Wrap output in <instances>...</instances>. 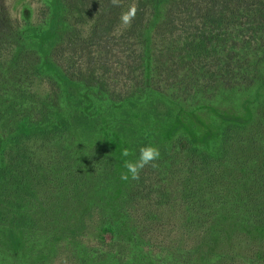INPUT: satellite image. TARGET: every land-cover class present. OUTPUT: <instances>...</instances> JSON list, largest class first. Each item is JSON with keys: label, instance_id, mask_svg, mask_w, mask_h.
Here are the masks:
<instances>
[{"label": "trees", "instance_id": "1", "mask_svg": "<svg viewBox=\"0 0 264 264\" xmlns=\"http://www.w3.org/2000/svg\"><path fill=\"white\" fill-rule=\"evenodd\" d=\"M88 3L96 21L108 12L99 7L110 8L108 0ZM133 3L136 18L121 36L128 58L138 63L131 89L146 88L149 68L173 57L171 73L186 70L183 94L197 95L195 83L250 81L251 96L239 111L247 116L226 112L211 149L187 137L159 147L149 141L154 129L138 144L124 141L112 117L131 97H112L106 81L83 77L64 59L67 0H45L46 27L26 28L13 56L25 54L27 72L48 78L50 96L28 99L20 79L0 72V250L12 255L10 264H52L64 254L76 264H212L241 237L252 242L250 256L264 257V0H131L128 6ZM98 29L94 24L88 43ZM155 37H170L177 50L152 51ZM77 130L97 134L95 141L82 142ZM149 144L159 149L158 167L121 180L123 149L134 160ZM176 171L182 224L168 238L159 220L173 193L166 176ZM210 200L214 209L206 208ZM94 214L101 219L100 242L88 247L86 219Z\"/></svg>", "mask_w": 264, "mask_h": 264}, {"label": "rangeland", "instance_id": "2", "mask_svg": "<svg viewBox=\"0 0 264 264\" xmlns=\"http://www.w3.org/2000/svg\"><path fill=\"white\" fill-rule=\"evenodd\" d=\"M88 1L67 0L68 28L65 30V38L59 47L61 50L59 52H62L64 59H71L75 63L83 77L90 76L96 81H106L112 97L116 98L119 93L129 94L127 95L131 97L128 98L129 102L123 109L116 112L118 115L115 114L112 117L115 124L118 123L117 133L120 137L131 144H138L144 140L150 129H154L155 135L149 141L159 147L173 139L176 141V139L187 137L204 149L213 148L221 122L228 117L224 114L228 111L239 113L243 102L251 96L249 92H252V89L246 86L250 81L235 79L231 84L217 81L209 88H203L195 83L192 91L198 93L197 95L183 94L179 85L187 80V77L182 80L186 70L183 68L177 74H172L170 64L173 57H170L168 64L158 68L153 63L155 67L149 68V71L152 70V80L149 85L145 86L146 88L143 87L141 90L134 86L135 88L131 89L130 80L135 81L134 74L138 70V67L133 65H138V63L128 58L127 54L131 51L129 46L122 45L121 36L125 27L121 25L119 19L121 12L128 9V3L131 0H119V6L111 5L108 0L110 8L99 7L103 12L105 9L108 12L102 20L97 21ZM47 23L48 11L45 0H0V72L5 71L4 75H13L16 80L20 79L21 87L28 91V99H46L51 94V88L48 78L32 71L27 72L29 63L25 54L22 53L14 58L16 41L26 28L40 29L46 27ZM94 24L98 25V30L101 32L96 40L88 43L89 38L86 37L90 34ZM179 30L180 27H176V31ZM128 39L129 43L139 47L137 41L134 42L131 39L130 34ZM154 40L159 43L152 46V51L172 46L177 50L176 44H171L170 37L164 40L155 37ZM251 62L248 60L246 64ZM199 78L203 79V76ZM239 115L246 117L247 113L244 110ZM164 125L167 126L164 128ZM76 134H80L82 142L87 143L95 141L97 136L90 130L84 132L77 130ZM119 158L122 161L127 159L123 156ZM120 169L118 174L125 171L124 167ZM177 176H181V173L166 176L169 177L168 180H171L170 186L173 193L159 220L160 228H167L165 231L160 230L162 236L168 238L173 237L182 224L180 215L182 205L178 200L179 195L176 194ZM203 181V179L196 180L199 184ZM210 201L211 203L206 204V208L214 209L215 202ZM209 220L212 221L211 218ZM86 224L88 227H86L83 240L88 243V247H91L100 242L101 219L99 215L94 214L86 219ZM109 237L106 236V241H109ZM249 243H252L249 238L248 240L242 237L234 239L231 242V249L234 250L225 253L223 259L222 257L213 259L212 264H264V257L261 259L259 256L249 255L252 253L249 251L251 248ZM124 249L123 247V251ZM114 250L120 251V245L116 244ZM67 255L51 258L53 259L52 264H76L73 257ZM250 257L253 258L252 261H249ZM6 259L9 264L13 261L12 255L6 252L1 253L0 250V264H4Z\"/></svg>", "mask_w": 264, "mask_h": 264}, {"label": "clouds", "instance_id": "3", "mask_svg": "<svg viewBox=\"0 0 264 264\" xmlns=\"http://www.w3.org/2000/svg\"><path fill=\"white\" fill-rule=\"evenodd\" d=\"M111 5L119 6V0H110ZM138 12V8L135 3L130 5L126 11H122L120 14V23L124 27H128L131 25L133 20L136 18ZM121 155L125 158L133 156L134 153L130 152L127 148L123 149ZM160 158V152L158 147L153 146L151 144L143 146L139 149V156L132 159H125L123 167L125 169L124 172L121 173V180L129 181L138 180L140 177V172L146 166H151L153 168L158 167L156 161Z\"/></svg>", "mask_w": 264, "mask_h": 264}]
</instances>
